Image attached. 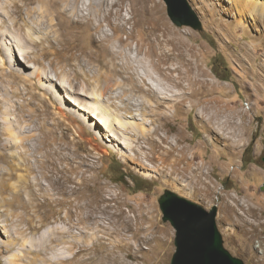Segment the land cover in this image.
Here are the masks:
<instances>
[{
  "label": "rangeland",
  "instance_id": "obj_1",
  "mask_svg": "<svg viewBox=\"0 0 264 264\" xmlns=\"http://www.w3.org/2000/svg\"><path fill=\"white\" fill-rule=\"evenodd\" d=\"M154 1L165 33L147 36L145 13L139 11L133 46L139 44L165 67H179L176 77L188 73L194 81L199 78L201 84L193 82L188 92L234 110L240 136L234 143L222 141V129H215L220 134L212 137L198 100L180 106L184 97L165 103L173 106L163 108L166 126L142 117L153 115L150 110H135L137 119L121 120L114 104L124 106L130 99L138 104L147 87L132 90L112 52H98L93 30L67 14L55 33L31 32L27 38L24 32L0 33V264H173L177 231L164 208L174 197L215 211L221 248L241 264H255L261 257L230 223L240 212L237 204L246 202L257 203L264 218V5L252 14L236 0H188L197 22L180 24L164 0ZM51 17L57 23L55 14ZM130 27L122 19L114 24L115 30L125 29L120 35L126 42ZM114 29L108 28L109 35ZM97 71L126 89L110 91L104 99L93 78ZM150 83L164 97L158 83ZM98 103L110 106L108 117L119 136L122 129H156L157 145L142 140L140 150L134 136L123 134L125 143L144 154L128 160L126 155L134 152L112 143L110 131L92 115L100 114ZM163 139L177 147L170 156ZM63 182L79 190L69 196L61 190ZM25 183L31 186L23 193L30 206L14 207L13 191ZM93 189H100L101 201ZM93 199L98 201L94 219L89 215ZM126 223L132 227L123 228Z\"/></svg>",
  "mask_w": 264,
  "mask_h": 264
},
{
  "label": "bare ground",
  "instance_id": "obj_2",
  "mask_svg": "<svg viewBox=\"0 0 264 264\" xmlns=\"http://www.w3.org/2000/svg\"><path fill=\"white\" fill-rule=\"evenodd\" d=\"M260 1L256 0V2H251L250 0H236V2H238V4L241 6L242 9L248 10L252 14L259 11L260 3L264 5ZM139 11L145 13L144 14L145 26L143 29H144V33L147 36L156 37L161 31L165 33L164 30L165 25L161 23V19L158 16V6L155 4L154 0H0V33L6 35L7 33L12 34L15 32H19V33L24 32L26 38L30 36L29 33L31 32H38V31L47 32V30H49V34L55 33L56 26L57 25L60 26L59 24L60 17L63 14H67L72 18L73 22L78 26H84L86 27L85 29L93 30V46L96 49H98V52L99 51L103 53L109 51L112 52L113 62L117 65V67L120 68L119 74L124 77V80L126 82L131 83L133 87V88L131 87L132 90L134 91L136 89L144 90L147 87V90H144L146 92V96L144 97L146 98L142 97V100L141 101L139 100L138 104H133L131 102L132 99H130V101L127 100L124 103L125 104L124 106H119L117 104H114V108L118 112V114L116 115L119 116L121 120L128 118L129 115H131L133 119H137L136 116L138 114L137 115L135 114V110L137 111L150 110L153 115L143 114L142 117L148 118L149 116L148 119L151 120V124L159 123V126L161 125L166 126L167 119L169 117L163 113V108L164 107L173 108V106L166 107L165 106L166 102H169L171 100H179L182 97H184L185 100H182V103L180 104V106H183L184 105L183 102H187L189 101V99L190 100L196 99L199 102V106H200L199 111L206 113V119L201 118V116L200 119L202 120L204 119V122L202 123L206 127L205 129L210 131L212 137L220 134V133L218 134L217 130L215 129H218V131L219 129H222V135L220 136V139H222V141L224 140L232 143H234L235 140L237 141V138L240 136L239 130L237 129H239L238 127L240 126L237 123L236 125L234 124V120L237 118L236 112L232 109H229L228 107L225 108V106L219 108L220 101L214 98L213 99L209 98L205 100L195 92H190V93L188 92L189 90L193 89V87H191L193 82L196 85L201 84L202 81L199 78H197V80L194 81L191 75H189L188 73L185 74L179 73V75L176 77L173 74L175 71L178 72L179 67L178 68H172L171 66L165 67L162 64H159L157 61H155L154 56L148 54L147 51H144V48L142 46H139V44L136 47L133 46L130 39L134 38L133 31H135L137 28V25L134 22V18ZM52 14H55L57 23L52 22L53 21V19L51 20ZM70 17L68 18L70 19ZM118 19H122L125 21L126 24L131 25L130 27L131 32H129V36H128L129 40H127V42L123 41L120 35L121 31L125 32V29L122 28V30L120 31L114 29L115 21ZM49 22H52L51 25H48ZM108 28L114 29V33L112 35H109V33L107 32ZM95 35H98L104 38L105 40H107L109 42V45H105L102 42L98 41ZM93 78L95 82L98 83L97 86H99V90L101 92L100 95L104 99L105 96L109 94L110 91L114 92L115 90L123 87L122 82L118 83L117 85L115 84L113 85L112 83L109 82V79L103 74H101L99 71H97V73L94 74ZM152 80L158 83V86L160 87V89H162L161 93L163 94L164 97L161 98L158 96L157 94L158 91L154 90L155 88L151 86L150 81ZM174 84H176V86L183 88V93L177 94L175 92L176 88L173 87ZM202 88L205 89L204 83H202ZM124 92L126 95L127 91ZM75 93L78 95H85L90 97L89 94L82 93L77 90L75 91ZM207 95L209 96V94ZM149 97L150 99L154 97L156 98V100L152 101L149 99ZM101 105L100 103H98L99 110H101L100 114L97 116L96 113H92V115L96 117V119L98 118V121L101 122L108 131H110L111 133L110 141L112 143L118 144L119 146L124 145V147L134 152V155L133 154L126 155V158L128 160H136L137 159L136 156L140 157L141 155L143 156L144 154L140 153V151L137 150L136 147H133L129 143H125V140H123V134L127 133L130 136H134L136 140L134 139L135 141L133 140V142L137 143L138 148L140 150H143L141 147L142 140L144 142H148V144L157 145V142L155 141V135L159 134V130L156 129L153 133L151 131L146 133L142 131L143 129L140 130L138 128H134V131H130V130L128 131L122 129L123 134H121L122 136H119V132H117L118 130L117 125H115V122L111 121L110 118L108 117V112L111 109L110 106L106 105L103 107ZM112 112H114V110ZM122 112H126V113H122ZM40 128L42 129L43 127L41 126ZM111 135L113 136L112 138ZM180 142H182V140ZM164 143L166 144L168 143L170 145V148L167 149L166 151L167 152L166 156H170L172 153L176 151L177 147L171 144L168 141V139H163V144ZM182 149L186 151L185 148ZM182 156L183 157H181V159L182 160L185 159V156L184 155ZM163 162H166V158L163 159ZM141 166L144 168H148L145 165H141ZM21 167H23V164L16 165V169L18 170ZM70 180L71 179H69V181ZM63 181L65 180L63 179ZM62 184L63 185L61 187L63 188H61V190L64 193H67L69 196L70 194L75 195V193H77L76 189L78 188H76L75 190H69L67 189V187H65L64 182ZM22 185L23 186H19L17 189L15 188V190L13 191L14 195L18 199L17 203L14 200L15 201L13 202L14 207L15 206L17 207V205L24 207L30 206V202L24 200L25 197H23V193L25 192V190L29 191L31 186L28 183ZM93 191L95 190L93 189ZM95 193L97 196L96 199L98 201H101L100 197L102 196V193L100 189L99 191L96 190ZM32 196H33V192L31 193V197ZM98 201L93 199L92 202L93 213L90 212L89 215L93 214V219L95 218V214H96L95 207H97L95 204ZM243 204L241 206L240 204H237L240 212H235L236 216L234 220L231 221L230 224L238 228L241 234L244 237H246V239L249 241L248 247L250 249L254 251L258 250V252L261 254V257L255 259V264H263L264 263V233H263L264 220H262L264 219L263 212L258 207L257 203L247 204L246 202ZM78 207H79V203L75 205L76 209H78ZM227 208H228L227 210L229 211L230 210L234 211V209L231 208L230 206ZM122 215L123 213L121 212V216ZM131 227H132V223H126V225H123V228L129 229ZM255 240L258 241L256 248L253 244Z\"/></svg>",
  "mask_w": 264,
  "mask_h": 264
},
{
  "label": "water",
  "instance_id": "obj_3",
  "mask_svg": "<svg viewBox=\"0 0 264 264\" xmlns=\"http://www.w3.org/2000/svg\"><path fill=\"white\" fill-rule=\"evenodd\" d=\"M164 1L175 22H197L188 0ZM164 210L177 231V252L173 264H241L221 248L215 211H207L179 197L170 200Z\"/></svg>",
  "mask_w": 264,
  "mask_h": 264
},
{
  "label": "flooded vegetation",
  "instance_id": "obj_4",
  "mask_svg": "<svg viewBox=\"0 0 264 264\" xmlns=\"http://www.w3.org/2000/svg\"><path fill=\"white\" fill-rule=\"evenodd\" d=\"M262 162L264 163V155L261 157Z\"/></svg>",
  "mask_w": 264,
  "mask_h": 264
},
{
  "label": "trees",
  "instance_id": "obj_5",
  "mask_svg": "<svg viewBox=\"0 0 264 264\" xmlns=\"http://www.w3.org/2000/svg\"><path fill=\"white\" fill-rule=\"evenodd\" d=\"M125 178H126V176H125Z\"/></svg>",
  "mask_w": 264,
  "mask_h": 264
}]
</instances>
